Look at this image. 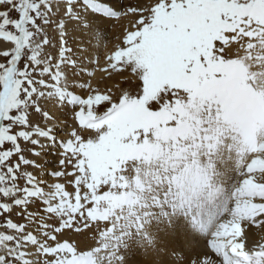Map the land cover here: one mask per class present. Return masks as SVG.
<instances>
[{
	"label": "snow or ice",
	"instance_id": "6c2138e0",
	"mask_svg": "<svg viewBox=\"0 0 264 264\" xmlns=\"http://www.w3.org/2000/svg\"><path fill=\"white\" fill-rule=\"evenodd\" d=\"M252 229L264 0H0V264H264Z\"/></svg>",
	"mask_w": 264,
	"mask_h": 264
},
{
	"label": "bare ground",
	"instance_id": "6f19581e",
	"mask_svg": "<svg viewBox=\"0 0 264 264\" xmlns=\"http://www.w3.org/2000/svg\"><path fill=\"white\" fill-rule=\"evenodd\" d=\"M129 2L130 3H136L137 0H125V3H129ZM123 20L124 21H128V19H126L125 17H123ZM112 21L113 20H111L109 22V24H108V28H107V31H106L105 38H104V40L101 41L100 47H99V50H98L99 68H103V66L105 64V56L107 54H110L111 51H113L116 48V46H117V41H116V37H117L116 36V32L117 31L115 32L116 29H112V25L110 24ZM114 23H116V22H114ZM99 68L95 72V75H94L95 76L94 83L97 82L98 78H100V77H102V75H104L103 72L99 71ZM43 163L49 169H54V168H56V157H54L51 153H48L44 157ZM261 236H264V231L259 230V229H252V231L249 233L250 239H252L254 241L255 240H258ZM87 241H88V243H86V244L93 243L90 240H87ZM249 243L251 244L252 242H249ZM137 259H139L138 256L134 258L133 264H135V260H137ZM164 264H172V262L169 261L167 258H165L164 259Z\"/></svg>",
	"mask_w": 264,
	"mask_h": 264
},
{
	"label": "rangeland",
	"instance_id": "374dc122",
	"mask_svg": "<svg viewBox=\"0 0 264 264\" xmlns=\"http://www.w3.org/2000/svg\"><path fill=\"white\" fill-rule=\"evenodd\" d=\"M126 19H128V21H124L123 17H121L120 19H116L115 21L113 20L110 23L112 25V29H116L115 32L117 31L116 32L117 45L121 44V41L123 39L124 29L129 26V19L130 18H126ZM114 22H116V23H114ZM104 66H105V64H104ZM124 75L127 76L128 74L125 73ZM94 79H95V76L91 78V80H92L91 82H92L93 86H96L98 84L99 87L102 89L105 88V86L114 87V85L117 81H120L122 86H124V87L129 86V85L123 83V79H124L123 77L116 76L115 74H113L112 79H108L107 74L104 73V75H102V77L98 78L96 83H94ZM76 239L81 242V246H84V244L88 243V241L84 237H76ZM249 242H254V240L250 239V237H249ZM249 246H251L250 243H249Z\"/></svg>",
	"mask_w": 264,
	"mask_h": 264
}]
</instances>
